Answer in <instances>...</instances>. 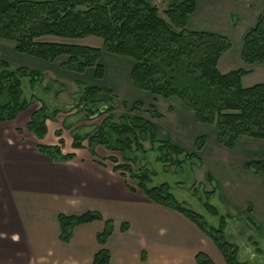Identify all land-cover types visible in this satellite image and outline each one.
<instances>
[{"label": "trees", "instance_id": "obj_1", "mask_svg": "<svg viewBox=\"0 0 264 264\" xmlns=\"http://www.w3.org/2000/svg\"><path fill=\"white\" fill-rule=\"evenodd\" d=\"M198 1L171 0L160 13L152 0H0V39L12 42L16 52L44 62L52 63L65 57L60 65L71 72L83 73L91 67L96 79L104 75V66L99 62L103 53L130 57L132 65L129 77L135 88L147 91L152 96L179 98L193 111L196 121L215 128L218 144L232 149L240 136L264 139V82L245 87L241 79L249 70L242 67L227 73L218 70V60L230 48L231 42L225 35L187 27L188 17L195 11ZM89 35L101 38L102 45L92 47L45 39V36L73 39ZM240 58L245 65L264 63V10L258 15L255 25L245 32ZM43 77V73L37 69L25 66L11 68L7 61L0 59V123L14 120L36 99L40 106L32 112L25 130L37 139L45 136L46 120L54 118L58 109L50 110L36 93L35 86L43 82ZM24 80H27L31 91L29 97L24 96ZM54 82L58 83L56 80L48 81ZM58 84L62 86L60 82ZM78 85L84 88L77 98L83 104L87 101L98 103L101 95L108 99L116 98L111 88ZM43 89L50 91L52 85H46ZM61 91L62 88L54 93L57 96ZM122 104L127 107L126 102ZM101 107L104 111L110 110L106 105ZM141 107L142 103L133 102L130 109L139 111ZM79 108L86 116H92L83 106ZM145 112L151 119L163 117L154 104H150ZM111 120L109 116L107 126L112 129L109 132L115 135L101 130L103 137L98 138L96 133L88 138L87 149L92 155H95L94 143L109 151L115 149L125 153L133 146L142 148L145 139L159 144L160 150L168 149L176 155L183 152L195 155L169 139H160L155 124L141 116L126 117L119 125ZM17 131L21 132V129ZM55 134L59 137L57 144L40 143L36 146L37 150L54 161L75 158L74 152L62 151L61 131L57 130ZM82 139L78 134H72L71 148H82ZM204 144L205 136H198L194 150L200 151ZM108 159L115 163L113 170L134 178L137 188L149 200L191 221L214 243L225 264H245L238 260L237 246L224 237L228 215H219L217 226H210L200 214L179 202L166 183L148 187L149 175L146 172L134 174L131 160L118 163L113 156ZM244 168L261 173L264 184V159L248 160ZM126 187L131 192L136 191L127 182ZM204 205L209 213L216 214L213 205ZM246 211L247 221L259 228L251 216V207L248 206ZM99 220L103 221L104 226L96 234L99 249L93 256L92 264H110L106 241L113 223L97 211L80 215L59 214V239L67 243L75 225ZM127 229L128 223H122L120 230L124 232ZM194 258L197 264H215L202 251L196 252Z\"/></svg>", "mask_w": 264, "mask_h": 264}, {"label": "crops", "instance_id": "obj_2", "mask_svg": "<svg viewBox=\"0 0 264 264\" xmlns=\"http://www.w3.org/2000/svg\"><path fill=\"white\" fill-rule=\"evenodd\" d=\"M263 10L264 0H199L195 11L188 17L187 27L212 31L229 38L228 32L232 30L234 16H238L244 23L241 32L243 39L245 32L255 25ZM91 37L93 36L81 39L87 40ZM45 39L65 41L53 36H45ZM99 46L101 44L96 47ZM231 49L230 45L219 58L218 70L221 73L240 67L249 70L241 79L245 87L264 82V63L245 65L240 58V52L232 54ZM0 59L7 61L10 67L37 69L58 82L70 72L63 70L60 64L55 67L52 65L54 62L48 63L18 53L13 44L7 42H0ZM105 70L106 76V67ZM117 78L125 81L122 75H117ZM96 80L101 82V79ZM75 81L82 82L78 78ZM127 82L126 80L128 85ZM93 85L111 88L117 96L109 85ZM145 93L142 96L146 100L153 98L151 94ZM154 98L153 104L163 115L161 119L153 121L158 137L169 139L182 147L179 136H191L189 127L200 122L196 121L193 111L179 98ZM160 101H163L162 109L159 107ZM35 108L32 104L18 113L14 120L0 123V264H92L93 256L99 249L96 234L102 231L103 221L75 225L67 243L59 239L60 228L57 221L59 214L80 215L87 211H97L104 219L113 223L112 232L106 241L110 264H197L194 256L198 251L205 252L215 264H225L215 245L192 222L181 214L152 202L142 193L131 192L120 171H113L107 161H104L110 155L109 152L102 149L97 151L96 156H92L84 147L71 148L72 139L64 138L63 124L71 125V129L75 131L79 130L83 124L79 117L81 110L76 113V108H73L66 113L58 112L54 118L47 119V132L42 139H37L25 130ZM61 115L63 118H60ZM166 115H171L175 126H168ZM207 127L210 128H206L207 131L214 132L210 138L213 150L206 151L205 142L199 151V158L202 163L204 160L209 163L212 174L208 173L213 181L218 182L217 188L223 196L221 197L230 205L224 192L241 187L236 173L252 176L248 171L253 172L244 168V163L251 159H241L242 151L236 150L241 139L246 136H240L235 146L227 149L217 143L215 128L212 125ZM17 129H21V132H17ZM57 130L62 133V151L74 152L75 158L54 161L37 150L36 146L40 143L57 144ZM194 142L190 145L193 146L191 150L194 149ZM261 178L263 182V177ZM240 179L245 181V177ZM248 187L244 184L239 189V194L244 189L248 191ZM249 200L247 196L243 208L248 206ZM251 211L252 218L260 226L253 228L257 239L255 243L264 247V190L260 199L255 198ZM161 212L166 218L164 221L156 217ZM124 222L128 223V229L122 232L120 226Z\"/></svg>", "mask_w": 264, "mask_h": 264}, {"label": "rangeland", "instance_id": "obj_3", "mask_svg": "<svg viewBox=\"0 0 264 264\" xmlns=\"http://www.w3.org/2000/svg\"><path fill=\"white\" fill-rule=\"evenodd\" d=\"M170 1L171 0H152V2L158 6L160 13L163 12V10L167 7ZM243 27H244V23L242 22V20L238 18V16H234L232 22V30L228 32V36L232 46L231 49L232 54H239L240 52V48H241L240 45L242 41L241 32ZM55 38L60 40H65L63 42L66 43H72L78 45H88V46L92 45V47H96L97 45L100 44L102 45L101 43L102 39L95 36L87 40H83L81 38H73V39H66L59 37H55ZM0 42H7V44H13L12 42L3 39H0ZM101 56H102L100 57L101 61L99 62L104 66L103 77L105 76V71H106L105 67L107 69V74L105 78H101V82L96 80V78L94 77V69L89 67L86 68L83 71V73H75V72L71 73V71L67 72L66 76H63L61 79H59L60 84H62V86H59L58 84L59 82L48 83V80L51 81V79L48 78V76H45L44 74H43L44 75L43 82L35 86V90L38 97L44 100V102L46 103V105L50 110L57 108L58 112L66 113L69 112L70 109L76 108V113H78L79 110H81L79 107L83 106L87 111V113L92 115L91 117H88L86 116V113H84L83 111H81V114L79 113L80 114L79 117L83 121V124L80 126L79 130L77 131L71 129L72 127L71 125L63 124L64 138L72 139V134H78L80 137H83L82 144L84 143L83 147L86 149H87V140L91 135L97 133L98 138L104 136L103 134L100 133L101 130L104 131L106 130L108 131V134L115 135L114 132L113 133L109 132L112 131V129H110V126H107V123H109V121H107L109 116L112 117L111 121L116 125L123 123L124 119L130 116L131 117L141 116L147 120H150L151 122L155 120V119H151L149 115L145 112L147 107L150 104H153L155 99L154 96L152 99L146 100L144 96H142V94H144L147 91L135 88L130 80L129 72L132 65L131 58L127 56H120L109 53H103ZM63 59H65V57L64 58L60 57L56 59L54 61V64L52 65L58 67L59 66L58 64H60V61ZM240 64L242 66L241 62ZM11 68H15V67L11 66ZM117 75H119V77H121L122 75L123 78H125V81H120V79L117 78ZM251 76L254 75L252 74ZM55 78H57V76ZM77 78L80 79L82 82L75 81V79ZM126 80L128 81L127 82L128 85L125 83ZM24 83H25L23 85L24 96L29 97L31 91L29 90L27 80H24ZM79 83L84 85H93V84H103L105 86L109 85L114 89L117 96L116 98L108 99V97L101 95L100 96L101 99L99 101L97 100L98 103L92 104L91 102L87 101L86 103L83 104L82 100H79V102L77 101L79 94H81V92L84 89L82 86L78 85ZM49 84L52 85V90L45 91L43 88ZM129 87L131 89H127ZM61 88L62 91L56 96L54 91L59 90ZM147 94L150 93L147 92ZM141 99L144 100L145 102H143ZM123 102L127 103L126 108L125 106H123L122 104ZM133 102L142 103V107L139 109V111L130 109V106H132ZM162 102L163 101H160L159 103V107H161V109L163 106ZM32 104L33 107H36L35 110L38 109L40 106L39 102H37L36 99L33 100ZM104 105L108 106L110 110L108 109V111L106 110L104 111L103 107H101ZM60 118H63V116L61 115ZM166 120L168 121L169 127L175 126V121L173 120L171 115L170 116L166 115ZM207 126L208 125L206 124L198 123V125L196 124V126L189 127V129L191 130L190 131L191 136L190 135L179 136L183 143L182 147L186 150V152L188 153L193 152L195 155H186L185 152L176 155L175 152H172L171 150L167 151L168 150L167 148H166L167 150L165 151L160 150L158 149L159 144L157 143L152 144L150 143L149 140L146 139L142 141V148L136 149L133 146L131 150L125 151V153L124 151L123 153H121L115 149L113 151H109L105 149V147L97 143H94L93 145L95 155H92L88 149L87 151L92 156H96L97 151L103 149L109 152L110 154L109 156H113L118 163H123L127 160H131L132 161L131 167L133 169L134 174L139 172L140 173L146 172L149 175L150 182L147 183L148 187H154L161 183H166L169 186L170 192L175 196V198L179 202L185 203V206L187 208H190L191 210L200 214L203 217V220L210 226H217L219 215H223V216L228 215L227 225L225 226L223 231L224 237L228 241L233 242L237 246L238 260L240 262H245V264H264V247L258 246V244L255 243L257 239L255 238L254 229L257 228L255 227V225L247 221L246 214H248V211L245 210L248 206L251 207L252 210V205L255 198L256 197L258 199L261 198V192L262 190H264V184L261 178L263 177V175L261 173H256L254 171L253 172L248 171L252 173L253 177L248 174L243 176L242 174H240V172L239 173L237 172L236 177L240 180L239 184H241L240 185L241 187L238 188L239 186H237V189L235 190L227 189L224 192L225 193L224 197H226V199L231 203L230 205H228L227 201L222 198L223 196L221 195L220 190H218L217 188L218 182L216 180L213 181V178L210 175L211 170H209V166H208L209 163H207L205 160L204 163H202L201 158H199V151H195L194 149L191 150L193 146L190 147V145L193 144V142L198 136L204 135L206 133L205 142L207 144V147L205 150L206 151L208 150V152H211L213 150V146L211 145L210 138L213 136L212 134H214V132L210 130L207 131L206 128L210 129ZM68 129L70 130L68 131ZM112 139H114V137ZM241 140L242 141L239 143V145H237V149H236L242 151L241 159L243 158L253 159L251 157L264 158V139H256L246 136V138ZM71 144H72V140H71ZM109 156L106 157L104 161H107V165L113 170L115 163H113L110 159H108ZM237 158L238 159L240 158L239 154L237 155ZM120 174L121 176L124 177V182H127L130 186L135 187L136 192L143 194V192L137 188L136 186L137 181L134 178L129 176V174L127 173L125 174V176L122 175L121 172ZM240 177H245V181L244 182L241 181ZM244 184L248 185L249 186L248 188L250 189L248 191L244 189L242 194H239L238 191L239 189L243 188ZM247 196L250 199L249 200L250 203H248V206L246 208L244 207L245 208L244 209L242 205ZM205 203L213 205L216 208L215 215L209 213L206 206L204 205ZM156 217L160 221H164L166 219L162 212L157 213ZM249 235H251V237ZM261 248H262V252H261Z\"/></svg>", "mask_w": 264, "mask_h": 264}]
</instances>
